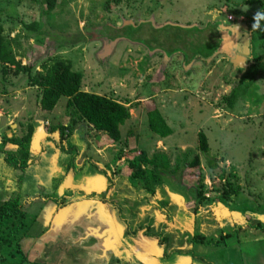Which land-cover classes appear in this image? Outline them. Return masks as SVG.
Segmentation results:
<instances>
[{
  "label": "rangeland",
  "instance_id": "obj_1",
  "mask_svg": "<svg viewBox=\"0 0 264 264\" xmlns=\"http://www.w3.org/2000/svg\"><path fill=\"white\" fill-rule=\"evenodd\" d=\"M234 2L236 0H60L48 28L54 37L33 35L25 38L22 23L40 22L39 4L32 0H0V26L9 38L19 34L17 54L20 56L16 59H20L22 65L37 64L50 56L69 61L73 71L82 73L83 91L119 102L130 115L120 126L118 143H113L85 121L68 128L62 138L54 134L48 137L49 125H40L31 146L34 147L30 157L33 163L23 170L0 168V201L20 196L21 209L27 216L26 221L20 217L0 220L2 238L16 244L18 237L31 233L33 224L28 221L40 205L36 201L28 206L26 199L35 193L53 194L52 188L59 185L58 178H62L53 175L55 165L64 170L66 167L75 169L73 171L78 173L89 163L97 171L108 174L110 182L115 175L129 174V163L142 154L149 158L153 154H164L170 161V183H175L176 191L182 193L178 196L185 198L187 204L184 206L194 211L190 199L193 193L180 186V178L183 162H189L197 154L203 177L204 198L201 200L207 206L200 211L207 210V216H216L208 219L210 238L229 235L218 240L220 244L214 250H217L216 257L209 253L212 239L208 243L202 238L195 242L207 243L206 248H210L204 254L203 263L219 264L218 259L222 256L232 258L227 264H264V232L250 228L254 224L264 226V19H259L258 27L253 28V17L260 9L259 4L245 8L246 12H242L243 17L239 19L241 8ZM227 16L234 20H227ZM210 18L222 23L221 26L210 24ZM127 24L134 26L126 27V35L143 43L123 38L107 42L95 33L104 26L117 28ZM217 28L220 32L225 28L232 37L225 52L213 54L204 64L205 55L209 53L208 59L213 52L210 46L207 48L205 39L215 34L219 37ZM194 29L199 30L198 33H194ZM110 32L114 35L112 30ZM78 35L85 38L72 46L57 47L54 41L59 40L57 36L68 40ZM169 41L176 48L172 53L167 50ZM214 41L210 42L211 46ZM38 70L37 66L32 73ZM235 88V101L229 107L227 97ZM37 95L38 88L31 86L24 74L3 76L0 65V147H3L2 136L8 127L22 136L32 116L41 117L36 121L45 117L49 124L69 126L66 98H60L53 109L43 111ZM147 99L154 103L170 126L172 133L168 137L159 138L149 130ZM198 132L206 136L208 149L205 152L198 148ZM58 140L63 142L61 146L57 145ZM71 140V151H66ZM77 147L81 152L78 151L76 164L74 152ZM5 148L13 150L16 146L5 145ZM131 185L136 189L140 187L136 182ZM233 186L241 190L239 195L229 191ZM106 191L108 189L103 195ZM70 193L67 199H74L76 195ZM222 193L232 202L218 201L217 197ZM228 204L237 207V215L241 214L237 216L240 219L231 216L233 225L247 228L226 233L231 231L223 220L230 212ZM185 215L190 216L187 212ZM118 219L123 221L121 216ZM12 220H15L14 225ZM219 226H222L221 230L217 231ZM137 236L139 238H133L134 242L129 240L124 252L117 251L109 264H156V260L149 257H155L154 253L162 246H152L153 237L147 240L140 234ZM121 240L127 242L125 237ZM19 247L26 252H22V256L16 246L0 243V264H44L31 259L34 258L29 252L33 253L32 248L27 251L21 243ZM144 248L151 252H145ZM12 252L15 258H12Z\"/></svg>",
  "mask_w": 264,
  "mask_h": 264
},
{
  "label": "crops",
  "instance_id": "obj_2",
  "mask_svg": "<svg viewBox=\"0 0 264 264\" xmlns=\"http://www.w3.org/2000/svg\"><path fill=\"white\" fill-rule=\"evenodd\" d=\"M244 1L236 0V3L234 2L241 8L239 19L243 17L242 12H246L245 8L259 4L258 2L244 4ZM258 6L260 7V4ZM263 10L264 8L261 10L262 13H264ZM209 21L213 24L220 23L214 18H210ZM218 23L216 25L219 28ZM230 39L231 34L227 42H230ZM34 118L41 119L38 116ZM62 143L58 140L57 145L61 146ZM69 143V147L65 145L66 151H71L73 146L72 140ZM78 151L81 152L77 147L74 152L76 164L78 155H80ZM44 152L45 150L40 154ZM80 166L83 167V165ZM83 168L84 171L75 173L73 171L75 169L66 167L64 170L59 165H55L53 175H60L62 178L61 180L58 178L57 184L59 185L52 188L53 194L35 193L27 197L28 206L36 201L40 206L37 209V205L34 217L28 221L31 223L30 225L33 224L30 227L31 233L21 235L19 244L25 245L27 251L29 248L34 250L33 253L30 250L29 252L34 257L31 259L35 262L39 261L44 264H109L117 251L124 252L125 246H129V240L134 242L133 238H139L137 234H140L147 240L153 237L155 241L151 242L152 246H162L160 251L154 253L155 257H149L150 260L158 261H155L156 264H204V254L210 248H206L207 243L197 242L195 244L197 238L201 236L199 234L205 236H201L204 242L211 239L212 242H218L221 239L222 236L214 235L213 238H210L208 219H215L216 216L209 215V217L206 214L207 210L200 211L207 207L205 204L197 210H188L184 206V200L178 194L169 191L166 185L153 186L154 193L150 194L144 187H137V189L132 187L128 177L124 174L113 176L109 182L108 174L101 170L97 171L94 165L88 163ZM107 189L108 191L103 195V191ZM71 191L72 195H76V197L67 199ZM90 194L100 197H89ZM62 197L65 198L66 203L60 206L56 200ZM161 203L165 208L160 206ZM186 212L190 216H186ZM238 215L237 213L232 215L229 212L226 214L227 217L223 218L226 221L225 224L231 227V231L226 233L234 231L236 225H233L234 220L231 219V216L233 219H240L237 217ZM119 216H121L122 222L119 221ZM124 224L127 226L124 227ZM221 227H217L216 230H221ZM245 227L247 228L244 226L239 230L241 231ZM187 233H190L188 237ZM240 235L242 236L241 232ZM241 236H239L240 239ZM122 237L127 238L126 243L121 240ZM146 243L150 244V242ZM219 244L211 245L210 255L213 254L216 257L217 250H214L218 248ZM144 249L145 252H151L148 248ZM153 249L155 248L153 247ZM22 252L24 253L25 250L22 249ZM145 256L143 255V257ZM227 260H230L229 257L224 259L221 256L218 259L219 264H227Z\"/></svg>",
  "mask_w": 264,
  "mask_h": 264
},
{
  "label": "trees",
  "instance_id": "obj_3",
  "mask_svg": "<svg viewBox=\"0 0 264 264\" xmlns=\"http://www.w3.org/2000/svg\"><path fill=\"white\" fill-rule=\"evenodd\" d=\"M32 1L39 4L41 23L38 21H33L27 24L22 23L24 27L23 36L25 38H28L29 36L31 37L33 35H42L44 37L50 36L53 38L55 34L48 28H50L49 24L52 12L56 8V5L60 0ZM253 2H258L260 4L261 8L258 11L262 13L261 10L264 8V0H245L244 4ZM6 15L8 14L6 13ZM217 23L213 24L210 22V24H213L216 27ZM127 26L131 27V25H123L119 28L104 26L98 31L100 36H103L107 42H113L117 38L123 37L132 42L134 41L143 43L142 40L137 39L136 37H128L126 35L125 29ZM103 30L106 32V34ZM110 30L113 31L114 35L110 34ZM198 31L199 30L194 29V33H198ZM219 32L220 31L218 30V34ZM18 35L14 36L13 38H9L4 34L2 26H0V65L2 75L6 76L8 74H12L14 76H19L20 73L24 74L26 76L27 82L31 86H35L38 88L37 99L40 108L43 111H49L53 109L60 98H66L65 109L69 116V126L63 124H49V121H47L45 117H42L41 121H36L32 116L29 122L26 124V132H24L22 136H18V134L11 132V128L8 127L7 130L4 131V134L2 136L3 147H0V154L2 156V159H0V168H2L3 166L6 168L7 166L23 170L33 163L30 157L34 147L31 146L33 143L34 135H36V133L40 129V125L42 124H49V136L54 134L55 137L62 138L64 135H66L65 131L68 128L70 129V127L75 126L77 123L85 121L96 131L103 132L106 137L113 143L120 142V126H122L130 116L126 107L115 100L107 98L106 96L99 95L93 92L83 91L81 89L82 73L73 71L71 63L69 61L52 59L50 56L44 61L37 64L31 63L22 65L20 59H16L17 56H20V54H17V51L20 49V41H18ZM57 37L59 38V40H54L57 43V47L72 46L76 41L83 40L85 38L82 35H78L74 38L71 37L68 40L60 38L59 36ZM208 38L205 39V41L207 42V48L210 46L209 49H213V52H210V58L208 59L206 57L209 53L207 55L204 54L205 57H203L204 59H206L205 61H203L204 64L208 63L216 53H220L221 51L225 52L226 48L229 45V42L228 44H225L224 40L217 36L216 40L214 41V45L211 46V40ZM151 50H154V48H151ZM172 50H176V48H170L168 51L172 53ZM197 54L199 56L200 53ZM23 56L25 57V55ZM37 66L40 68V70L32 73L33 69ZM235 97L236 88L232 89L229 96L227 97V104L229 107L233 106ZM145 107L147 125L149 130L153 134L159 136V138L168 137L172 133V130L159 110L156 108L154 103L151 102V100L147 99L145 100ZM197 139L198 148L200 149V151H207L208 143L205 134L202 132H198ZM5 145L16 146V148H14L13 150H8L5 148ZM133 161L135 160H132L128 165L130 170L129 174H125L128 177L130 183L133 184L136 182L137 185H139L140 187H144L150 194L154 193V190L152 189L153 186L164 183L168 187L169 191L182 196V193L179 192V190L176 191V187H174V185L176 184L170 183L171 177H169V174H171V171H168L170 161L166 155L153 154L149 158L144 153L135 162ZM199 165L200 158L197 154H195L189 162H183V169H181L182 174L180 178V186L182 188L186 187L187 192L191 190L193 193V196L190 199L193 202L192 207H194L195 210L204 205L201 200L202 197L204 198L202 184L203 177L202 173L200 172ZM175 170L176 169H173V171ZM167 177L169 178L168 181L166 179ZM161 179H163V182ZM229 191L233 192L234 195H239V193L241 192L238 186L231 187ZM95 196L96 194H90L89 197ZM64 199L65 198L63 197L61 199L58 198L56 200L57 204L63 206L66 203ZM183 199L186 205L187 202L185 198ZM187 199L189 198L187 197ZM217 199L222 203L224 202V204L232 202L231 200L228 201L225 193L220 194ZM227 209L230 211V213H235L237 211V207H231L230 204L227 205ZM7 217H20V219H23L22 221H26L27 216H25L23 210L21 209L20 196L7 198L4 201H0V220ZM12 222L14 225L15 220H12ZM240 228V226H235L234 231H237ZM250 228L258 229L264 232V226L260 224L252 225L250 226ZM225 236L229 235H222L220 240H223ZM19 238L20 237H18L17 243L15 244L13 241L6 239L5 237L2 238V236L0 235V243L10 244V247L16 246V250L19 251L18 253H20V255L22 256V251L18 244ZM197 239L200 240L201 237H198ZM206 242L208 243L209 241ZM212 244H218V242H212ZM11 256L13 258V252Z\"/></svg>",
  "mask_w": 264,
  "mask_h": 264
},
{
  "label": "clouds",
  "instance_id": "obj_4",
  "mask_svg": "<svg viewBox=\"0 0 264 264\" xmlns=\"http://www.w3.org/2000/svg\"><path fill=\"white\" fill-rule=\"evenodd\" d=\"M253 19H254L253 28H256V27H258V20L259 19H264V13H261V12L257 11L256 14L254 15ZM227 20H228V18H227ZM233 20L234 19L232 17V20H229V21H233Z\"/></svg>",
  "mask_w": 264,
  "mask_h": 264
},
{
  "label": "flooded vegetation",
  "instance_id": "obj_5",
  "mask_svg": "<svg viewBox=\"0 0 264 264\" xmlns=\"http://www.w3.org/2000/svg\"><path fill=\"white\" fill-rule=\"evenodd\" d=\"M127 25L134 26L133 24H127ZM122 26H123V25H122ZM218 26H219V25H218ZM120 27H121V26H120ZM115 28H116V27H115ZM117 28H119V27H117ZM98 30H99V29H98ZM98 30H97L95 33H98V35L100 36V34H99V31H98ZM220 35H222V34H221V32L219 33V38H221V36H220ZM214 36H215V35H214ZM214 36H213V37H210V36H209V37H210L209 39H210L211 41H214V39H215V37H214ZM217 36H218V35L216 34V37H217ZM120 38H123V37H120ZM117 39H118V38H117ZM123 39H125V38H123ZM221 39H222V38H221ZM125 40H127V39H125ZM222 40H223V39H222ZM168 45H169V47H167V50H169L170 48L174 47V46H173V42H172V41H171V42L169 41ZM188 54H189V53H187V55H188ZM46 123H47V122H46ZM48 125H49V124H48ZM48 125H46V126H48Z\"/></svg>",
  "mask_w": 264,
  "mask_h": 264
},
{
  "label": "water",
  "instance_id": "obj_6",
  "mask_svg": "<svg viewBox=\"0 0 264 264\" xmlns=\"http://www.w3.org/2000/svg\"><path fill=\"white\" fill-rule=\"evenodd\" d=\"M221 24L222 23H218V25H221ZM221 34H222V36H226L228 39L230 37V33L225 28H221ZM226 37H221V38L224 40L225 44H228V42H227L228 39H226Z\"/></svg>",
  "mask_w": 264,
  "mask_h": 264
},
{
  "label": "built area",
  "instance_id": "obj_7",
  "mask_svg": "<svg viewBox=\"0 0 264 264\" xmlns=\"http://www.w3.org/2000/svg\"><path fill=\"white\" fill-rule=\"evenodd\" d=\"M227 18H228V20H232V17L231 16H228Z\"/></svg>",
  "mask_w": 264,
  "mask_h": 264
}]
</instances>
